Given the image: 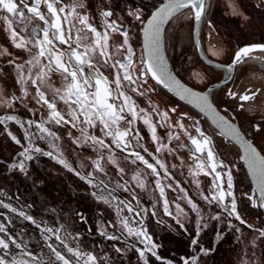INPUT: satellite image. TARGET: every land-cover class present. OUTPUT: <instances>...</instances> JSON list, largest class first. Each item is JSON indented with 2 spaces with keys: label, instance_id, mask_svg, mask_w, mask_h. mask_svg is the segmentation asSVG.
I'll return each mask as SVG.
<instances>
[{
  "label": "snow or ice",
  "instance_id": "snow-or-ice-1",
  "mask_svg": "<svg viewBox=\"0 0 264 264\" xmlns=\"http://www.w3.org/2000/svg\"><path fill=\"white\" fill-rule=\"evenodd\" d=\"M220 4L221 0H160L158 4L152 0H0V34L8 41L7 45H0V58H3L0 65V137L21 149L10 160L0 158V176H6L8 181H15L17 177L31 180L32 188H38L42 181L30 175L29 162H35L38 156L49 157L84 182L90 189L89 195L98 204L112 208L117 218L115 222L105 221L101 211L95 231L92 227L80 231L61 215H49L45 219L39 209L30 214L26 209H33L35 201L19 203L20 198L16 197L17 206L6 203L5 198L11 201L12 197L0 191V209L6 210L0 211V264H133V256L137 264H151L152 258L160 264H172L158 254L161 245L153 241L145 224V218L157 217L158 213L154 210L149 213L140 205L125 179L127 164L143 165L132 176L138 188H145L148 175L155 177L154 183L163 199L164 215L171 217L179 229L188 233L187 224L193 223L190 247L194 255L181 257L182 264H200L202 256L215 253V246L205 248L199 240L200 234L213 221L223 225L214 228L217 244L226 234H231L238 243L247 241L237 256L239 264H264V221L260 224L250 222L240 210L231 170L217 159L212 138L202 129L201 122L187 112L178 111V107L161 109L151 98L147 107H140L131 95L145 97L155 92V86L149 84L151 80L208 114L221 129L220 134L230 136L243 149L242 158L259 191L258 200L250 194L246 198L252 208L264 209V155L242 135L234 123L235 116L222 115L215 107L210 99L211 88L196 92L169 71L163 51L166 26L187 19L196 26L197 50L204 52L207 45L204 58L212 65L214 61L210 57L218 58L222 54V49L212 43L218 33L211 12ZM223 6L227 9L224 15L238 17L242 27H252L255 21L264 26V0H223ZM249 8L252 11H248ZM97 15L99 25L95 23ZM202 24L208 31L201 35L199 26ZM113 34L120 39L110 46ZM137 40L142 41L139 54L133 46ZM9 47L17 51L11 52ZM20 52L26 53L27 58L18 54ZM254 53H264V43L246 44L235 51L226 66L228 74L224 83L232 81V73L238 65L252 59L264 63V55L254 56ZM215 66L225 67L223 64ZM106 71L111 72V80L105 75ZM54 74L60 77V87L53 86ZM191 75L197 83L206 79L202 69H192ZM46 89L52 91L51 98ZM224 94L236 102L237 112L259 113L264 122V88L229 87ZM58 102L66 106L64 110L58 108ZM20 108L29 113L28 119L9 114ZM45 111L47 119L41 115ZM228 111V108L223 109L225 114ZM153 115L159 117L156 123L152 122ZM32 116L37 118L34 120ZM137 120L149 130L148 147L142 143L145 137L136 126ZM10 124L19 126L17 131L22 132V136L18 138ZM46 124L64 130L71 145L75 146L71 151L78 159L88 161L87 167L84 163L74 167L65 158L57 143L61 136ZM157 126L165 128L169 144L173 140L180 143L171 148L161 143ZM33 128L35 131H30ZM255 130H261L260 123L255 125ZM182 136L190 143H185ZM37 140L46 141L51 150L39 147ZM178 149H188L191 158L188 172L197 188L196 199L207 205L206 212L181 187L169 165L158 155L167 150L169 156L181 160L183 167ZM89 150L95 155H83ZM170 167L176 169L177 165ZM201 173L212 177L207 194L195 179ZM115 177L119 179L110 187ZM162 179L171 182L162 185ZM165 187L183 193L173 201L175 213L169 208ZM118 190L128 193L130 199L114 195ZM177 201H183L190 212L195 213V219ZM214 207L220 211H213ZM44 210L57 212L56 208ZM125 210L129 215H122ZM9 214L26 221L42 243L29 246L22 238L23 230H14L13 217ZM133 216L138 220L132 221ZM75 221L89 223L88 217L80 211L75 212ZM130 221L139 226L132 227ZM155 222L164 223L162 219ZM245 229L252 234L251 240H247Z\"/></svg>",
  "mask_w": 264,
  "mask_h": 264
},
{
  "label": "rangeland",
  "instance_id": "rangeland-1",
  "mask_svg": "<svg viewBox=\"0 0 264 264\" xmlns=\"http://www.w3.org/2000/svg\"><path fill=\"white\" fill-rule=\"evenodd\" d=\"M152 2L158 3L160 2V0H152ZM225 11H227V9L223 6V0H221V4L213 8L211 12V17L213 24L216 26L218 33V35H216L215 41L217 42V45H219L220 47H224V49L222 50L224 55L221 54L218 58L228 60L230 58L233 49L237 47L239 44L243 42L257 41L262 36H264V26H262L259 21H255L254 26L252 27H248V26L242 27L238 17L233 18L231 16H225L224 15ZM248 11H252V9L249 8ZM95 23L97 25H99L100 23V17L98 15ZM207 31L208 29L203 24L200 25L201 35ZM110 42L112 43V40ZM202 43H204L203 39H202ZM7 44L8 41L3 38L2 34H0V45H7ZM165 44H166V51L169 60L171 61L176 74L191 87L197 88L199 90H203L211 82L217 80L222 75L223 72L222 70L208 67L204 65L202 62H200V60L198 59V56L196 54L192 42V24L189 20L185 19L181 21H176L171 23L170 26H167V30L165 33ZM133 46L137 54H139L141 50L140 40H137ZM205 48L207 49V45H205ZM112 50L113 49L110 47L109 51ZM0 51H2V48H0ZM9 51L16 52L17 50L9 47ZM18 54L27 58L26 53L20 52ZM2 64H3V58H0V65ZM192 69L204 70V75L206 76V79L204 80L203 83H197L196 80L192 78L191 75ZM34 71L36 70L34 69ZM105 73L107 74L108 71H106ZM57 77L58 76H55V78L52 77V80L53 79L56 80L53 83V86L56 85L55 87H60L61 80L60 77L59 78ZM9 82L11 83V77H9ZM149 84L154 85L150 80H149ZM29 91L31 92L32 89L29 88ZM46 91L48 96L51 98L52 91L50 89H46ZM219 92H220L219 89L213 91L212 95L214 99L218 98L217 95ZM131 95H133V98L136 99L140 107H147L149 98H151V100L154 103L160 105L161 109L174 107V101H172L171 99L164 101V97H166L165 94L162 92V90L159 91L156 88V86H155V92L149 93L148 96L136 97L135 94H131ZM62 106H64V104L62 102H58V108L63 110ZM220 106L222 107V109H224L223 104H220ZM9 114L21 115L22 119L29 118V113L24 111L23 108H20L15 112L10 111ZM188 114L201 122L202 129H204L206 133H208L212 138L214 151L216 153L217 158L230 168L232 173L233 186H234L233 190L237 196L240 210L245 214L246 218L249 219L250 222L260 224L261 221H264V209L252 208L250 202L246 198L247 195L250 194L253 196L254 199L258 200V198H256L255 196L254 191L251 188L247 175L243 169L242 163L240 161V155L238 149L228 140H226L223 136L218 134L207 123V121L204 118H202L192 110L189 111ZM41 115L44 117V119H47L46 111L44 113H41ZM36 118H37L36 116H32V119L35 120ZM158 119L159 117L153 115L152 122L156 123ZM45 126L51 127L53 131L58 132V135L61 136V140L58 141L57 143L60 146V150L64 153L65 158L70 163H72L74 167H77L80 163H84L85 166L87 167V164L89 162L78 159L76 154L71 151V149L75 146L71 145L70 141L68 140L62 128L54 124L52 125L46 124ZM136 126L141 130V135L145 137L142 143H144L145 147H148L150 143V134L147 126H145L140 120H137ZM9 127L12 128L14 132H16L18 138L22 136V132L17 131L19 126H13L12 124H10ZM30 131H35V128L30 129ZM73 131L75 135L77 136L79 135L78 131L76 130ZM165 131H166L165 128H161L157 126V135L161 137V143L168 144L169 148L173 147L174 145H178L180 143V141L173 140L172 143L169 144ZM181 139L184 140V137L182 136ZM184 142L186 143L185 140ZM22 143H24V141H22ZM36 144L45 151L51 150L49 149L46 141L37 140ZM154 146L155 145H153L152 148H154ZM152 148H150V150H152ZM20 150L21 149L10 140L4 137H0V158H3L5 160H10L11 157ZM177 152L178 155L183 160V164H184L183 167L180 166L181 160L176 159L175 156H169L167 150H162V152L158 155L164 160V162L167 165H169V170L173 173V175L179 178L189 175L188 165L191 163V161L190 162L188 161V158H190V154H187V152H185L184 150L178 149ZM83 155L94 156L95 154L91 153V150H89L87 153H83ZM29 164H30V175L35 180L42 181V183L38 188L34 189L31 186L32 185L31 180H24L20 177H17L15 181H8V178L6 176H0V191L6 192L8 196L12 197L11 201L5 198L6 203L11 202L13 206H17L16 197L20 198L19 203H24V202L32 203L33 201H35V206L33 207V209L31 210L26 209L27 211L30 212V214L34 213L37 209H39L40 214L45 219H48L49 215L52 216L61 215L64 217V219L70 220L73 223L74 227L79 229L80 231H84L89 227H92L93 230L95 231L96 230L95 225L99 222L98 218H99V213L101 211L104 212L105 221L107 220H112L114 222L116 221L117 218L115 211L112 208H109L105 204L102 203L98 204L89 195L90 189L88 188V186L84 182L80 181L78 177H76L71 172L66 170L62 165L58 164L55 160L45 156H38L35 162H29ZM171 164H176L177 168L172 169L170 167ZM109 171H111V166H109ZM129 171L126 170L125 179L129 181L130 189L136 193L138 199L140 200V205L143 208L148 209L149 213L153 210L155 211L149 199L143 196L141 190L138 187H136L131 181L130 175L132 174V171L131 172ZM111 174L113 176L115 175L114 173ZM196 177L197 180H199L200 182V188L204 190L205 194H207V188L211 186L212 177L205 176L202 173ZM101 178L106 179V177H103L102 175ZM116 179H119V177H115L110 187L115 186ZM187 180L190 181V179ZM121 183H123V181H121ZM191 184L190 185L186 184L185 189L188 191V194L190 196H193L194 202H196L198 206L201 207L202 210L206 212L207 205H205L203 201L196 199L197 188L194 183L192 185ZM114 195L118 196L120 199H130L129 194L123 192L122 190H118L117 192L114 193ZM45 201H47L46 204L44 203ZM132 203L135 204V201H132ZM45 208H56L57 212L49 213L44 210ZM0 211L6 212V210L3 209H0ZM76 211L83 212L84 215L88 217L89 223L82 224L76 222L75 221ZM213 211H220V210L214 207ZM189 214L193 216V219H195V213L189 211ZM9 215L13 217L14 230L16 232H21V230H23L22 238L29 243V246L38 245L42 243V241L39 239L38 234L35 231H33L31 227L28 226V223L26 221H22L18 217H15L14 214H9ZM122 215L127 216L129 214L125 210V212L122 213ZM157 219H162L164 223L158 225L155 222ZM137 220L138 218L134 216L132 217V221H137ZM132 221H130L132 227L135 228L139 226L138 223ZM172 221L173 220L171 219V217H165L159 214L157 215V217L145 218V224L148 227L149 233L152 234L153 241L161 245V247L158 249V254L163 258H165V260L171 261L172 264H182L181 257L187 258L191 255H194V252L192 247H190L189 241L186 242L187 247L185 250H180L181 248H177V250L172 249L173 243L179 245V242L176 240L183 239L181 236H179L174 223L172 224ZM60 222L62 223L63 220H61ZM49 223H51V221H49ZM233 223H238V222L233 220ZM213 224L216 225L217 227L220 226L218 222L213 221L207 229H209L210 226ZM154 229H158V230L163 229V233H162V235L164 236L163 240H160L159 239L160 237L159 238L156 237ZM245 230L249 232V230L247 229ZM109 231H114V229H109ZM201 235L202 233L200 234V237ZM168 239H173L174 240L173 243L168 242ZM251 239H252V234H249L247 240H251ZM129 240L131 242V238H129ZM184 242L185 241H183V243ZM201 244L205 248H207L203 243ZM216 244H217L216 236L214 235L211 242V247L216 246ZM140 246L142 247V245ZM44 251L46 252L47 249L45 248ZM196 251L198 252L199 248H196ZM206 257L207 256L201 257L200 264L203 263L202 260L203 258ZM133 264H137L134 256H133ZM151 264H160V262L152 258Z\"/></svg>",
  "mask_w": 264,
  "mask_h": 264
},
{
  "label": "flooded vegetation",
  "instance_id": "flooded-vegetation-1",
  "mask_svg": "<svg viewBox=\"0 0 264 264\" xmlns=\"http://www.w3.org/2000/svg\"><path fill=\"white\" fill-rule=\"evenodd\" d=\"M216 36L213 38L212 43H216L215 41ZM254 43H264V36H262L259 40L257 41H250V42H243L239 44L237 47H235L230 55V58L227 60H224L222 58H217V57H210L213 59V61L219 62L221 64H226L228 65L232 57L234 56V53L237 49L240 47L246 45V44H254ZM220 49H224V47H220L217 45ZM204 53H207V49L204 48ZM223 54V52H222ZM224 55V54H223ZM255 55H264V53H254ZM201 62V61H200ZM216 69V68H214ZM223 71V70H222ZM224 75V71L222 72V75L215 81L211 82L215 83L221 80V78ZM233 79L232 81H229L226 85L223 87H219L216 89H219L218 93V98L214 99L213 95H211V100L213 103L217 106V108L224 114L229 117L235 116L234 123L237 124L241 130L251 139V141L258 147V149L261 151V153L264 155V122L261 121L260 119V114H249L246 111H236V102L231 101L225 94V89L232 87L233 89H239L241 86L247 85L249 87H261L264 88V63L258 62L254 59L247 61L246 63H243L241 65H238L236 69L233 72L232 75ZM183 80V79H182ZM184 81V80H183ZM197 89V88H195ZM214 89L213 91H215ZM161 91L160 89H158ZM199 90V89H198ZM204 90V89H203ZM212 91V93H213ZM163 92V91H162ZM164 93V92H163ZM166 97H164V101L171 99L174 101V107H178V111L182 112H189L191 111L189 108L185 107L184 105L180 104L177 102L175 99L164 93ZM220 104H223L224 108H228L229 111L227 114L223 112L222 107ZM257 123L261 124V130L257 132L255 130V125Z\"/></svg>",
  "mask_w": 264,
  "mask_h": 264
},
{
  "label": "crops",
  "instance_id": "crops-1",
  "mask_svg": "<svg viewBox=\"0 0 264 264\" xmlns=\"http://www.w3.org/2000/svg\"><path fill=\"white\" fill-rule=\"evenodd\" d=\"M89 35H91V34H89ZM119 39H120L119 37H117L115 34H113L112 43L110 42L111 41L110 40L109 41V45L111 46L113 44V41L119 42ZM140 48H141V44H140ZM105 75L109 76V79L110 80L112 79V75H111V72L110 71H108L107 74L105 73ZM55 76H58L57 78H59V75L58 74H54L53 75V78H55ZM55 81L56 80L53 79V83ZM55 86L56 85H54V87ZM62 107H63V110H64L66 106L64 105ZM57 134H58V132H57ZM182 150H184L185 152H187V154H189V152H188L187 149H182ZM188 161L190 162L191 161V158H188ZM142 167H143V165H140L139 167L137 165H131V164L125 165V169L127 171H129V170H130L129 172L132 171V174L130 176H131V181L133 182V184L135 186H136V182L132 180V176L134 175L135 171H138L139 168H142ZM146 171H149L150 172V170H146ZM182 175H184V174H182ZM175 178H176V180H178L180 182L181 187H183V188H185L186 184L187 185L188 184L190 185L191 183L193 184V182H192L193 181V176H191V175H186V176L179 177V178L177 176H175ZM187 179H190V181H188ZM195 179H197V177H195ZM154 180H155V177H153L151 175H148V177H147V179L145 181V188H143V189L139 188V189L141 190L143 196H145L147 199H149L151 205L152 206L155 205V208L154 209H155V211L159 215H163L165 217H169V216L164 215L163 199L160 197L159 189L156 188V185L154 183ZM170 182L171 181H168L167 179H162V181H161L162 185H166V184H168ZM164 191H165L166 197H167V199L169 201V208H170V210L173 211V212H175V204L173 203V201L176 200V197L178 195H183V193H180L179 191L173 192L171 189H169L167 187H165ZM177 202L181 203V206L184 207L186 211H190L189 210V207L183 201H177ZM190 216L193 218L192 215H190ZM173 223L175 225V222L174 221H172V224ZM175 227L177 229V232H178L179 236H181L184 239L183 241H185V242L189 241V243H190L191 237H192V235H194L193 223H188L187 224L188 233H185L182 229H179L178 226H176V225H175ZM154 231H155L156 237H158V238L160 237L159 238L160 240H163L164 239L163 238L164 236L162 235L163 229H160V230L154 229ZM159 233H160V235H159ZM186 236H189V237H186ZM172 249H174V247H172Z\"/></svg>",
  "mask_w": 264,
  "mask_h": 264
},
{
  "label": "water",
  "instance_id": "water-1",
  "mask_svg": "<svg viewBox=\"0 0 264 264\" xmlns=\"http://www.w3.org/2000/svg\"><path fill=\"white\" fill-rule=\"evenodd\" d=\"M166 29H167V26H166ZM199 30H200V26H199ZM195 32H196V26L192 25V42H193V46L195 48V51H196V54L198 56V59L206 66L208 67H211V68H216V69H220V70H223L224 71V75L223 77L221 78V80H219L218 82H215V83H212V84H209L204 90H198V89H195L193 87H191L190 85L186 84L175 72L174 68H173V65L171 63V61L169 60V57H168V54H167V51H166V44L164 43V46H163V51H164V55H165V58L167 60V63H168V67H169V71L173 72V74L177 77V79H179L181 81V83L185 84L187 87H190L192 88L194 91L196 92H206L209 88H211L212 90L216 89V88H219V87H223L224 85H226L227 83H224V78L225 76L228 74L227 73V65L226 64H223L225 67H216L215 65L216 64H221L219 62H216L214 61V63L212 65H209L207 63V60L204 58L205 54L204 52H200L197 50V47L195 46V42H194V35H195ZM164 40H165V36H164ZM140 44H141V47H142V41L140 40ZM243 47V46H242ZM238 50V49H237ZM236 50V51H237ZM87 71V69H86ZM233 75V73H232ZM151 81V80H150ZM154 85H155V82L154 81H151ZM220 85L219 87H217V85ZM157 89H160L162 90L164 93H166L167 95H169L170 97H172L173 99H175L177 102H179L180 104L184 105L185 107L189 108L190 110H192L193 112H195L196 114H198L199 116H201L202 118H204L207 123L218 133L220 134L221 132V129H218L216 127V124L214 123V121L208 116V114L204 113V112H201V110L196 107L194 104H190L188 103L186 100H181L178 96H176L173 92H170L168 91L167 89L163 88V86L161 85H155ZM211 99V97H210ZM213 102V101H212ZM215 105V104H214ZM215 107L217 108V106L215 105ZM218 109V108H217ZM219 110V109H218ZM220 111V110H219ZM220 113L222 115H224L221 111ZM237 125V124H236ZM238 126V125H237ZM240 132L242 133V135L249 141H251V139H249V137L241 130V128L238 126ZM221 135V134H220ZM223 136L226 140H228L231 144H233L239 151V155H240V161L242 163V166H243V169L247 175V178H248V181L251 185V188L252 190L254 191L255 193V196L256 198L259 199V191H258V188H257V184L253 178V175L251 174V171L247 165V163L245 162V160L242 158L243 155H244V152H243V149L235 142L231 139L230 136L228 135H221ZM184 140L186 141V143H190L186 140V138L184 137ZM251 143L253 144V146L257 149V151L263 155L261 153V151L258 149V147L251 141ZM188 150V149H187ZM218 159V158H217ZM219 160V159H218ZM220 161V160H219ZM222 162V161H221ZM218 171H222V169H218Z\"/></svg>",
  "mask_w": 264,
  "mask_h": 264
},
{
  "label": "trees",
  "instance_id": "trees-1",
  "mask_svg": "<svg viewBox=\"0 0 264 264\" xmlns=\"http://www.w3.org/2000/svg\"><path fill=\"white\" fill-rule=\"evenodd\" d=\"M216 227L217 226L214 224L211 225L209 229L202 232V235L199 238L200 243H203L207 248L211 247V242L213 236L215 235L214 228ZM219 227H223V225H220ZM244 231L245 235L248 237L249 232L246 230ZM173 241V239H168V242L173 243ZM176 241L179 242V245L173 243L174 250H177V248H181L180 250L186 249L187 245L186 242L183 243V239H179ZM246 243L247 241L244 242V244ZM244 244L238 243L231 234H226L225 239L216 244L215 253L207 256L206 258H203L202 264H205V262L206 264H239L237 256L238 254H240L241 248Z\"/></svg>",
  "mask_w": 264,
  "mask_h": 264
}]
</instances>
